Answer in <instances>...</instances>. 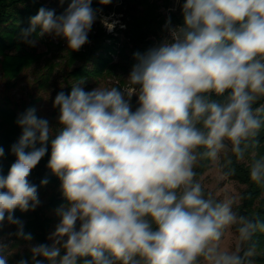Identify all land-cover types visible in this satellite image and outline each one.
<instances>
[{"label":"clouds","instance_id":"clouds-1","mask_svg":"<svg viewBox=\"0 0 264 264\" xmlns=\"http://www.w3.org/2000/svg\"><path fill=\"white\" fill-rule=\"evenodd\" d=\"M175 3L182 24L169 16V38L133 54L124 87L85 91L83 79L74 81L54 98L56 127L34 107L18 115L16 159L0 174V229L6 223L15 226L9 237L34 239L14 213L40 205L29 177L49 146L47 167L67 202L55 209L51 244L30 245L32 264H257L264 217L240 211L251 193L222 185L242 164L264 189V0ZM92 4L70 0L59 15L40 7L20 38L35 46L34 34L52 35L79 51L98 18L109 32L119 23ZM206 166L218 172L214 189L203 181ZM11 254L0 242V264Z\"/></svg>","mask_w":264,"mask_h":264},{"label":"trees","instance_id":"trees-1","mask_svg":"<svg viewBox=\"0 0 264 264\" xmlns=\"http://www.w3.org/2000/svg\"><path fill=\"white\" fill-rule=\"evenodd\" d=\"M69 1L65 0L63 7H58L51 4L46 6L37 0H0V75L3 82V86L0 88V146L5 149V157L0 158V174L5 176L16 159L11 154V145L18 140L22 132V129L16 124L17 117L28 108L34 107L39 118H46L43 116L46 96L40 91L48 86L55 66L53 63L45 64L33 80L27 96L15 99L12 90L23 79V71L41 58V53L36 51L35 46L25 43L20 38L21 30L30 27V17L36 15L40 7L54 9L55 13H62L65 9L64 6ZM169 2L170 0H130L128 12L126 11L130 17L125 21L126 29L120 30L121 33L123 31L125 39L98 28L95 33L90 35L93 41L91 45L86 44L85 48L79 51L68 49L65 85L56 90L55 95L51 98L52 104L58 92L70 93L74 81L88 78L102 79L114 74L117 68L131 71L132 66L136 63L133 54L136 51L144 52L151 47L152 37L162 30L163 13L158 9L161 5L168 6ZM182 3L183 0H181ZM98 5V0H93L92 7L97 8ZM137 6H141V8L137 9ZM172 15L176 23L182 24L180 6L173 11ZM39 31L40 29L37 28V32ZM107 37L111 40H108ZM38 38L39 36L35 34L30 37V39ZM115 56L118 58L115 59ZM75 60L79 62L72 65ZM121 80L122 78H120ZM49 114L55 117L52 122L54 123L53 127H56L58 125V108L53 106ZM260 139L264 141V132ZM261 152L264 153V146H262ZM50 153L49 146L48 153L32 170L29 177L30 181L38 187L39 199L43 202L41 201L34 211L21 212L16 209L14 213L16 217L24 221L25 231L32 233L34 237L32 241L35 244H51V241L48 240L49 232L53 222L59 218L56 215H49L48 212L67 203L60 191L59 179L47 167ZM207 168L208 166L202 169V173ZM45 178L49 183L41 185V180ZM231 179L244 184L241 193H251V199L241 202L240 211L259 212L264 217V189L250 182L245 166L237 165L236 175ZM48 188H51V191H48ZM12 228L15 231V226ZM14 238L19 243L26 242L15 236ZM19 243H15V245ZM18 257L31 261V252L26 251L23 254H18ZM37 259L42 258L38 257ZM85 259H91V257L78 258V264H83ZM255 260L257 264H264V237L260 238Z\"/></svg>","mask_w":264,"mask_h":264},{"label":"rangeland","instance_id":"rangeland-1","mask_svg":"<svg viewBox=\"0 0 264 264\" xmlns=\"http://www.w3.org/2000/svg\"><path fill=\"white\" fill-rule=\"evenodd\" d=\"M37 1H41L46 6H50L51 4V5H57L58 7H63L60 4V0H37ZM129 2L130 0H113V2L109 5L99 4L97 8L103 9V12L101 14L102 17L111 16L112 19L118 20L119 23L116 25L113 31L109 32L108 29L105 27V25L102 23L101 18H98L89 33L90 43H86V44L91 45L93 43L92 39L90 38L91 37L90 35L95 33L98 28H102L106 33L113 34V35H119L122 39H125L123 36V31L121 33L120 30L126 29V26L122 28L120 25H124L125 21L130 17L129 14H126V11L129 8ZM174 2L175 0H170L168 5H172ZM68 3L64 6V8L67 7ZM166 6L161 5L158 10L162 12L164 7ZM138 8L140 9L141 6H137V9ZM113 13L115 14L114 16L112 15ZM56 14L59 15L61 13H56ZM35 40L37 41V43L35 44V49L38 53H41V58L38 62L33 63L28 69L23 71L22 73L23 79L12 90V94L14 95L15 99H19L23 96H27V94L31 90L32 82L38 76L40 69L44 67L45 64H49V63L55 64L54 69L51 74V78H50L51 81L49 82L46 88L40 91L41 93H44L46 96L44 105H43V110H44L43 116L49 120L52 126H54V123L52 121L55 117L49 114L53 108L51 98L55 95V92L58 88L65 85L64 77L66 74L65 72L68 69L67 59L69 56L67 41L64 38H61V37L54 38L52 35H47V34L43 38L39 37L38 39H35ZM108 40H111V39L108 38ZM84 46H82L80 50H83L85 48ZM117 58L118 56L117 57L115 56V59ZM78 62H79L78 60H75V62L72 65H75ZM129 73H130L129 70L127 71V70H122L121 68H117L114 74L108 77H105L102 79L88 78L84 80L85 83L82 86L85 91H91L99 86L100 87H111V86L124 87L125 86L124 80L127 79ZM120 78H122L121 81H120ZM2 86H3V82L1 80V75H0V88H2ZM137 99L138 98L136 95H133L131 97V106H132L133 111L136 109V107H138ZM217 176H218L217 170L214 168L208 167L203 172V181L205 185L209 188L214 189L217 183L216 181ZM222 187L227 191L241 193L242 189L244 188V184L240 183L239 181L235 179H229L223 183ZM48 191H51V188H48ZM41 201L43 202V200ZM48 214L55 215V209L50 210ZM58 223H59V220H55L53 222L49 235L55 230V226ZM10 232H15V231L13 230L12 226L5 224L4 227L0 229V242L9 245V251L12 253L9 256V264H16V262L21 259L18 257V254H23L26 251H30V245H36V244L34 241L19 243L18 240L14 238V236H11V237L8 236V233ZM232 242H233L232 238L230 237L228 240V243L231 244ZM15 243H19V244L15 245ZM29 264H32V262L29 261Z\"/></svg>","mask_w":264,"mask_h":264},{"label":"built area","instance_id":"built-area-1","mask_svg":"<svg viewBox=\"0 0 264 264\" xmlns=\"http://www.w3.org/2000/svg\"><path fill=\"white\" fill-rule=\"evenodd\" d=\"M178 5L174 2L172 5H168L166 7H164V9L162 10V13H163V24H162V30L155 36L152 37L153 41H152V46L158 44L159 42H161L162 40L166 39V38H169L170 34L169 32L164 28V25L166 23V20L169 16H171V23H172V26H178L180 25L179 23H176L173 19V11L172 9H177ZM174 10V11H175ZM124 26H126V24L124 23Z\"/></svg>","mask_w":264,"mask_h":264}]
</instances>
